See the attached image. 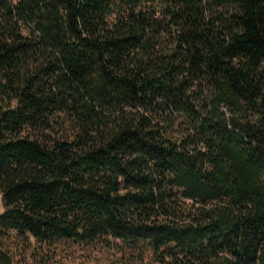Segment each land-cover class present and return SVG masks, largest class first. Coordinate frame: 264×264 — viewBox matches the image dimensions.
Listing matches in <instances>:
<instances>
[{
  "label": "trees",
  "instance_id": "trees-1",
  "mask_svg": "<svg viewBox=\"0 0 264 264\" xmlns=\"http://www.w3.org/2000/svg\"><path fill=\"white\" fill-rule=\"evenodd\" d=\"M0 193V264H264V0H0Z\"/></svg>",
  "mask_w": 264,
  "mask_h": 264
},
{
  "label": "rangeland",
  "instance_id": "rangeland-1",
  "mask_svg": "<svg viewBox=\"0 0 264 264\" xmlns=\"http://www.w3.org/2000/svg\"><path fill=\"white\" fill-rule=\"evenodd\" d=\"M57 258L59 261L51 264H164L151 251L144 253L142 259L134 260L128 246L121 241L108 246L101 239L89 243L64 240L59 243Z\"/></svg>",
  "mask_w": 264,
  "mask_h": 264
},
{
  "label": "crops",
  "instance_id": "crops-1",
  "mask_svg": "<svg viewBox=\"0 0 264 264\" xmlns=\"http://www.w3.org/2000/svg\"><path fill=\"white\" fill-rule=\"evenodd\" d=\"M3 204H2V195L0 193V213L3 211Z\"/></svg>",
  "mask_w": 264,
  "mask_h": 264
}]
</instances>
